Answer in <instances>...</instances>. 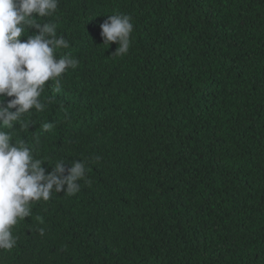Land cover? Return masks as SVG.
<instances>
[{
    "label": "trees",
    "instance_id": "16d2710c",
    "mask_svg": "<svg viewBox=\"0 0 264 264\" xmlns=\"http://www.w3.org/2000/svg\"><path fill=\"white\" fill-rule=\"evenodd\" d=\"M115 14L134 25L120 56ZM37 22L79 65L29 131L2 130L88 182L32 202L0 264H264V0H59Z\"/></svg>",
    "mask_w": 264,
    "mask_h": 264
},
{
    "label": "clouds",
    "instance_id": "9594fccd",
    "mask_svg": "<svg viewBox=\"0 0 264 264\" xmlns=\"http://www.w3.org/2000/svg\"><path fill=\"white\" fill-rule=\"evenodd\" d=\"M58 6L59 0H0V250L14 248L17 238L11 228L18 219L32 215V202H48L53 193L75 195L81 189L80 181L88 182L85 161L73 160L71 167H66L61 159L46 174L39 153L34 155L35 150L23 138L14 140L12 133L2 130L15 132L19 123V131H29L32 122H24L22 117L33 109L45 110L47 105L40 99L45 85L51 81L59 92L63 74L79 65L70 54L57 55L58 50L70 47L69 41L57 34V25L37 22L53 16ZM131 20L129 15L115 14L100 25L104 45L118 44L116 56L129 52L134 30ZM33 27L39 34H28ZM22 36L27 40L22 41ZM5 97L12 98L6 106ZM53 127L49 122L40 125L44 132ZM38 231L44 235L43 228Z\"/></svg>",
    "mask_w": 264,
    "mask_h": 264
}]
</instances>
